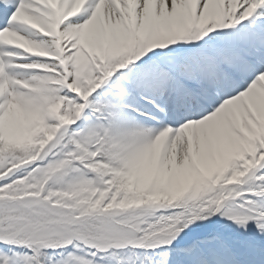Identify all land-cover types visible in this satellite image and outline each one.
Segmentation results:
<instances>
[{
	"label": "snow or ice",
	"instance_id": "snow-or-ice-1",
	"mask_svg": "<svg viewBox=\"0 0 264 264\" xmlns=\"http://www.w3.org/2000/svg\"><path fill=\"white\" fill-rule=\"evenodd\" d=\"M0 264H264V0H0Z\"/></svg>",
	"mask_w": 264,
	"mask_h": 264
}]
</instances>
